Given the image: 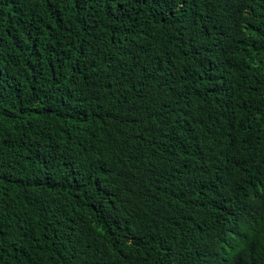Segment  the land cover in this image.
<instances>
[{"label":"trees","instance_id":"trees-1","mask_svg":"<svg viewBox=\"0 0 264 264\" xmlns=\"http://www.w3.org/2000/svg\"><path fill=\"white\" fill-rule=\"evenodd\" d=\"M0 264H264V0H0Z\"/></svg>","mask_w":264,"mask_h":264}]
</instances>
